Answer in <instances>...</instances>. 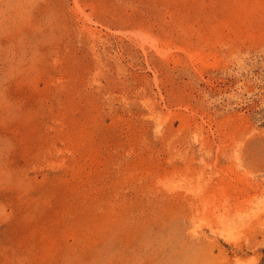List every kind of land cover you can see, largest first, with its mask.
Here are the masks:
<instances>
[{
  "label": "rangeland",
  "instance_id": "374dc122",
  "mask_svg": "<svg viewBox=\"0 0 264 264\" xmlns=\"http://www.w3.org/2000/svg\"><path fill=\"white\" fill-rule=\"evenodd\" d=\"M237 258L264 264V0H0V264Z\"/></svg>",
  "mask_w": 264,
  "mask_h": 264
},
{
  "label": "bare ground",
  "instance_id": "6f19581e",
  "mask_svg": "<svg viewBox=\"0 0 264 264\" xmlns=\"http://www.w3.org/2000/svg\"><path fill=\"white\" fill-rule=\"evenodd\" d=\"M257 215V214H256ZM229 216V215H228ZM231 216V215H230ZM217 221V220H216ZM196 232V231H195ZM203 235V234H202ZM201 235V236H202ZM205 237H203V239H204ZM200 241V240H199ZM212 241V240H211ZM211 241H210V243H211ZM201 243H203L202 242V240H201ZM216 243V242H215ZM195 244H197V243H195ZM199 245H201L200 244V242L198 243ZM212 244V243H211ZM210 248V247H209ZM234 264H241V262H240V259L239 258H237V259H235V261H234ZM244 264V263H243Z\"/></svg>",
  "mask_w": 264,
  "mask_h": 264
}]
</instances>
